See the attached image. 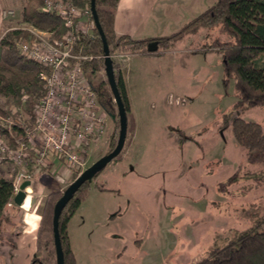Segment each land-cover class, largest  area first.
I'll use <instances>...</instances> for the list:
<instances>
[{"label": "rangeland", "instance_id": "obj_1", "mask_svg": "<svg viewBox=\"0 0 264 264\" xmlns=\"http://www.w3.org/2000/svg\"><path fill=\"white\" fill-rule=\"evenodd\" d=\"M215 1L151 2L156 20H146L145 26L171 35ZM13 9L16 15L5 25L8 31L0 32L3 38L11 27L35 25ZM17 30L19 50L28 32ZM216 38L227 39L218 26L176 42V49L164 54L178 63L173 75H165L152 59L135 67L140 72L132 79L136 100L131 142L121 160H112L94 178L68 224L77 264H193L264 217V166L248 161L230 126L231 118L241 116L264 127V105L237 106L235 80L226 82L221 55L210 45ZM118 52L129 58H116ZM118 52L112 57L121 71L139 54ZM105 78L101 70L93 82ZM20 103L0 112V133L7 142L6 119ZM118 132L119 122L110 116L104 136L89 147L85 169L107 154ZM180 136L184 139L178 142ZM85 169L66 168L58 159L46 167L34 161L26 168L0 162L2 176L15 180L24 171L33 189L29 209L8 204L0 227V264H32L40 250L45 201L53 192L63 193ZM45 252L42 249L40 257Z\"/></svg>", "mask_w": 264, "mask_h": 264}, {"label": "trees", "instance_id": "obj_2", "mask_svg": "<svg viewBox=\"0 0 264 264\" xmlns=\"http://www.w3.org/2000/svg\"><path fill=\"white\" fill-rule=\"evenodd\" d=\"M77 6H91V0H69ZM120 0H96V9L100 23L108 40L111 57L116 52L132 51L140 54L148 53V44L158 40L159 48L168 49L188 35L197 34L202 28L220 27L227 39H214L210 45L222 58L226 82L235 80L238 91L237 106L264 105V0H216L201 14L189 21L179 31L171 35L135 39L131 35H118L114 22ZM44 0H28L22 11L24 20L34 23L40 28H54L59 32L63 24L59 16L42 10ZM96 37L82 39L79 48L83 53L92 56L83 62L84 71L98 94L102 107L110 114H118V106L108 79L98 84L93 77L105 70L103 43L97 28ZM18 30H10L0 42L2 54L0 59V112H8L11 105L18 104L23 94L28 95L26 108L32 112L39 98L44 94V82L40 73L44 69L40 64L23 56L16 47L15 38ZM214 43L216 44L214 46ZM117 85L128 115V131L125 146L121 153L113 159L121 160L126 145L131 142L133 123L131 105L126 88L125 78L119 69L116 58L112 57ZM228 122V119H226ZM119 132L112 141L109 152L113 151L120 136ZM231 131L237 143L246 149L247 159L251 163L264 166V127L261 123L234 116L230 121ZM32 161V160H30ZM29 161V162H30ZM31 166H28L30 170ZM106 168V167H105ZM104 168V169H105ZM102 169L95 178L104 170ZM91 182L86 181L75 192L60 215L59 235L64 253V264H77L76 255L71 247L68 224L80 207L86 189ZM103 189V185H98ZM14 192L13 180L0 174V227L6 220V212ZM65 192V191H64ZM63 193L53 192L45 201L43 216L39 227V248L32 264H58L53 230L54 208ZM264 217L254 221L238 238L228 244L213 249L207 256L196 260L193 264H264ZM45 249V256L40 251Z\"/></svg>", "mask_w": 264, "mask_h": 264}, {"label": "built area", "instance_id": "obj_3", "mask_svg": "<svg viewBox=\"0 0 264 264\" xmlns=\"http://www.w3.org/2000/svg\"><path fill=\"white\" fill-rule=\"evenodd\" d=\"M42 10L60 17L61 32L31 24L9 28L27 30L28 37L19 41V51L44 68L40 76L45 91L31 113L26 108L28 95L23 94L20 105L6 119L5 134L10 140L5 141L0 133V162L11 161L26 168L32 160L46 167L58 159L66 168L85 169L89 147L104 136L111 116L100 105L97 91L84 71L83 62L92 56L79 48L82 39L96 37V24L90 6H77L68 0H44ZM15 15L13 8L0 6L2 34L8 31L6 20ZM2 39L0 36V42ZM114 56L129 58L128 54L119 52ZM26 180L32 187L31 176L24 171L13 180L14 192L9 204L15 202L14 197ZM27 189H24L26 198Z\"/></svg>", "mask_w": 264, "mask_h": 264}, {"label": "crops", "instance_id": "obj_4", "mask_svg": "<svg viewBox=\"0 0 264 264\" xmlns=\"http://www.w3.org/2000/svg\"><path fill=\"white\" fill-rule=\"evenodd\" d=\"M156 1L163 2L164 0H120L118 9L115 15L114 27L118 35H131L135 39H146V38H158L167 36L164 33H159L153 27L145 26L146 20L148 23H153L156 18L154 13L155 6L150 7V3ZM27 3V0H0V6L3 7H13L16 8L18 16L22 14V11ZM153 9V10H152ZM168 9V7H167ZM166 9V10H167ZM149 12V15H148ZM169 12V11H168ZM158 15V14H156ZM14 18V17H13ZM12 18L6 20V24ZM5 24V25H6ZM177 45V44H176ZM176 49V46L168 49L160 48L158 54H135L127 61V64H124L122 68V73L125 78L126 88L130 100L131 112L135 109V100L136 95H134L132 79L135 74H138V71L135 67L139 66V63L144 60H156L164 69V74L170 76L169 74H174V64L177 69V64L174 62L173 58H169V55H164L165 53L172 52ZM2 54V47L0 45V59ZM170 54V53H169ZM154 56V57H153ZM157 56V57H155ZM136 65V66H135ZM142 65V62H141ZM134 68V69H133ZM138 71V72H137ZM171 94V93H169ZM184 137L178 138V142L182 141Z\"/></svg>", "mask_w": 264, "mask_h": 264}, {"label": "water", "instance_id": "obj_5", "mask_svg": "<svg viewBox=\"0 0 264 264\" xmlns=\"http://www.w3.org/2000/svg\"><path fill=\"white\" fill-rule=\"evenodd\" d=\"M91 10L93 13V18L96 24V28L101 36V40L103 43V51L105 56V72L110 84V87L113 91L115 101L118 106V114H112L111 117L116 122L117 120L120 121V136L117 142L116 147L113 151L105 154L97 161H95L92 165H90L87 169H85L79 176L76 178L65 190L63 196L57 201L55 208H54V216H53V230H54V239H55V246H56V254H57V261L58 264H64V253L62 249L61 239L59 235V219L62 213V210L68 203V201L74 197L75 192L80 188L82 184L86 181L92 182L95 176L104 169L114 158H116L121 151L123 150L127 138V131H128V115L127 110L125 108L122 96L120 94L116 76H115V69L113 66V60L110 54V48L108 44L107 37L105 32L102 28V25L99 20V16L96 9V0H91ZM159 48V41L154 40L148 44V52L154 53L157 52ZM31 182L26 180L21 185L20 191L15 195L14 200L15 203L21 205L25 198L26 192L24 191L25 188L29 187Z\"/></svg>", "mask_w": 264, "mask_h": 264}, {"label": "bare ground", "instance_id": "obj_6", "mask_svg": "<svg viewBox=\"0 0 264 264\" xmlns=\"http://www.w3.org/2000/svg\"><path fill=\"white\" fill-rule=\"evenodd\" d=\"M32 187L30 186V187H28V189L26 190L27 191V193H28V196H27V198H26V200H25V202H24V205H23V208H25V209H29L30 207H31V205H30V203H31V192H32Z\"/></svg>", "mask_w": 264, "mask_h": 264}]
</instances>
